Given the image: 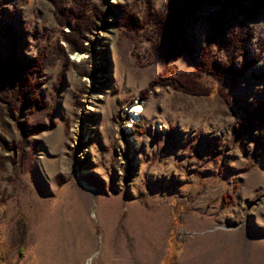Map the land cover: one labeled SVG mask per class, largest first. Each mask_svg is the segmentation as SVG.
<instances>
[{
  "label": "rangeland",
  "instance_id": "rangeland-1",
  "mask_svg": "<svg viewBox=\"0 0 264 264\" xmlns=\"http://www.w3.org/2000/svg\"><path fill=\"white\" fill-rule=\"evenodd\" d=\"M85 1L104 12L79 37L89 52L49 0H0V59L7 26L21 67L41 59L39 105L0 79V264H264V12L225 26L248 30L244 53L213 52L237 76L200 72L193 94L148 83L196 69L217 5L186 17L193 52L165 62L147 12L166 0ZM118 5L149 21L126 27Z\"/></svg>",
  "mask_w": 264,
  "mask_h": 264
},
{
  "label": "trees",
  "instance_id": "trees-1",
  "mask_svg": "<svg viewBox=\"0 0 264 264\" xmlns=\"http://www.w3.org/2000/svg\"><path fill=\"white\" fill-rule=\"evenodd\" d=\"M49 1L58 13V23L69 28L64 33V39L70 48L80 52H89L87 46L82 44V40H79V37L83 35L85 29L90 30L92 28L95 19L104 14L102 7L89 6L85 0H74L76 2L73 1V4H67L66 0ZM205 1H210L217 5L218 9L212 17H207L212 33L201 48L196 69L179 78L177 75L168 74L173 72V68L164 64L163 68L158 72L157 78L148 83L149 86L169 83L173 85L175 83L179 88L189 93L206 94L208 88L199 83L196 78L198 73L206 72L212 75L227 73L231 77L237 76L235 72L239 68L233 67L231 62L224 64L221 59L216 61L213 52L219 49L220 46L231 44L238 49V53H244L243 44L249 34L248 30L243 26L241 29L230 28V33L227 34L225 26L227 22L237 15L247 18L251 15L264 12V0H166L164 13L153 14L150 10V13L149 11L147 12V14L154 16L153 21L158 26L156 36L162 46V56L165 62H167L176 59L182 52L188 55L192 54L193 50L189 42L184 38L185 19L189 14L200 8ZM148 6L150 7V4ZM116 7L119 9L121 22L125 23L128 28L138 30L145 22L149 21L147 17L138 21L125 5H118ZM5 34L8 37L11 53L7 55L6 59H0V79H5L17 90L18 94H16L22 105H28L30 102L39 105L40 99L35 93L37 82L32 79L31 73L40 68V55L34 56L26 67H21L27 63L13 52V47H15L18 41L15 30L7 26ZM263 49L264 41L259 46V52ZM174 86L176 87V85ZM257 111L260 118H264V105L257 107Z\"/></svg>",
  "mask_w": 264,
  "mask_h": 264
},
{
  "label": "bare ground",
  "instance_id": "bare-ground-1",
  "mask_svg": "<svg viewBox=\"0 0 264 264\" xmlns=\"http://www.w3.org/2000/svg\"><path fill=\"white\" fill-rule=\"evenodd\" d=\"M141 109H142V108H141L139 102L133 104V105L129 108L131 114L134 115L135 117L138 116V114H139V112L141 111ZM136 119H137V118H136ZM133 120H134V119H133ZM133 120H132V121H133Z\"/></svg>",
  "mask_w": 264,
  "mask_h": 264
}]
</instances>
